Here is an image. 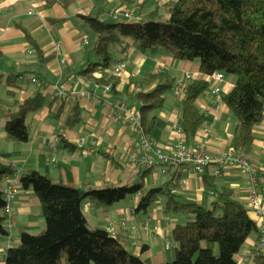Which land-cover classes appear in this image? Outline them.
<instances>
[{
	"label": "crops",
	"instance_id": "0c3cea01",
	"mask_svg": "<svg viewBox=\"0 0 264 264\" xmlns=\"http://www.w3.org/2000/svg\"><path fill=\"white\" fill-rule=\"evenodd\" d=\"M166 1L133 0L131 5L125 6L120 5L119 0H52L49 5L45 0H0V163L12 165L18 175L36 169L54 181L63 180L84 190L142 182L144 192L149 187L164 185L176 173L177 194L186 201L209 205L218 192L230 190L243 202L260 231L264 229V221L257 214L258 209L250 206V173L218 160L211 161L204 173H195L184 165H168V172L163 173L165 165L154 151L158 148L167 155L186 140L185 133L179 129L185 94L177 99L176 89L185 75L190 74L189 80L206 79L208 86L221 88L219 98L202 94L196 100L206 121L198 129L195 143L215 159L227 150L239 153L233 145L238 121L222 98L234 87L232 76L224 74L223 80H215V72L206 76L200 71L199 60H179L165 49L154 54L140 52L130 37L110 46L114 61L106 67L97 65L92 73L95 79L83 74L96 62L92 54L96 36L84 15L117 20L109 16V9H126L142 18L153 10L155 2L164 7L170 2L164 3ZM121 59L127 60L126 69L114 75L113 65ZM164 71L171 75L173 84L165 94L162 107L153 113L155 125L150 137L154 146L146 149L137 144L138 128L116 117L114 100H124L138 116L142 100L136 98V87L129 86L130 80ZM112 76H116V90L120 93L116 98L112 88L107 91L108 84L98 80ZM34 78L37 80L33 81ZM189 80H185V84ZM59 83L66 85L67 99L53 96L54 87ZM40 87L43 88V104L26 117L29 139L26 142L7 139L4 114ZM75 105L80 108V121L69 127L67 118ZM57 135L72 144L81 140L94 151L84 156L80 149L52 150L50 139ZM253 135L252 152L247 158L254 167L260 194L259 210L264 214V116L262 122L254 126ZM132 158L136 159L135 164ZM149 160L154 161L152 166L147 164ZM64 166L70 170V181L60 177ZM204 175L213 181V189L205 184ZM6 182L7 178H3L1 187ZM17 186L14 225L9 235L0 234V264H6V251L18 244L22 229L38 233L45 226L37 195L31 188H23L19 181ZM136 193L110 205H97L84 198L82 208L88 226L111 228L113 234L128 240L126 246L130 251L151 263L173 260L177 248L173 229L185 224L192 214L187 209L174 208L173 203L162 196L156 198L148 210H140L137 207L140 197ZM259 235L256 231L248 236L235 254L237 264H259L254 259L255 252L264 254L257 247Z\"/></svg>",
	"mask_w": 264,
	"mask_h": 264
},
{
	"label": "trees",
	"instance_id": "16d2710c",
	"mask_svg": "<svg viewBox=\"0 0 264 264\" xmlns=\"http://www.w3.org/2000/svg\"><path fill=\"white\" fill-rule=\"evenodd\" d=\"M45 1L49 5L52 0ZM132 3L133 0H119L120 5ZM162 8L165 14L160 12L156 2L153 10L137 21L121 18L109 22L95 15H84L96 36L92 49L96 62L83 71L84 76L95 79L92 73L97 65L106 67L114 61L110 46L121 44L126 37L135 41L140 52L154 54L165 49L179 60H199L200 71L206 76L217 71L232 76L234 87L222 98L238 121L233 145L247 158L252 152L253 128L262 122L264 116V0H170ZM98 80L112 88L114 97L119 96L116 76ZM131 84L136 87V98L142 100L138 116L135 114L139 126L144 135L150 136L155 125L153 113L162 107L173 78L165 71L148 73L131 79L129 86ZM208 85L206 79H191L185 84L179 129L185 133L184 142L193 148L202 147L194 139L206 116L196 100ZM42 89L40 87L32 96L16 102L15 108L4 114L7 139L18 142L29 139L26 117L43 104ZM116 99L119 100H114L115 104L125 102ZM79 121L80 108L75 105L66 123L71 127ZM56 137V147L52 148L50 144L52 150L80 149L79 141L72 144L61 139L60 135ZM60 174L61 179L64 176L70 181L67 166L60 170ZM7 175L18 174L12 165L0 163L2 235H9L14 225L12 222L10 226V219L4 211L1 182ZM177 175L172 174L164 185L149 187L142 193L137 206L146 211L154 205L156 198L162 196L172 202L174 208L187 209L192 214L185 224L173 229V239L177 243L174 259L157 264H237L235 254L245 240L251 233L260 232L248 209L234 192L227 189L218 192L209 205L186 201L177 192H171L176 188ZM18 176L20 185L31 188L39 198L45 226L38 233L22 229L18 244L6 251V264H154L130 251L126 238L121 239L108 229L89 227L82 208L84 198L97 205L113 204L142 190V182L84 190L63 180L54 181L36 169ZM204 182L208 188H214L207 175H204ZM11 218L13 220V214ZM254 256L259 264H264L263 253L255 252Z\"/></svg>",
	"mask_w": 264,
	"mask_h": 264
},
{
	"label": "built area",
	"instance_id": "2783aa9c",
	"mask_svg": "<svg viewBox=\"0 0 264 264\" xmlns=\"http://www.w3.org/2000/svg\"><path fill=\"white\" fill-rule=\"evenodd\" d=\"M108 14L113 19H119V18H125V19H134L139 20L141 19V16L139 14L131 13L130 11L126 9H109ZM127 66V60L121 59L117 61L113 65V74L117 75L120 74L122 71L126 69ZM215 80H223L224 74L222 72H215L214 73ZM191 78L190 74L185 75L184 81H182L179 85V87L176 89V96L177 99H181V96L185 94V80H189ZM37 79H33V81H36ZM105 89L107 91L110 90V86H106ZM203 95L209 96V97H217L219 98L221 96V88L218 85L214 86H208L206 89L202 92ZM53 96L56 98H66L67 97V88L64 83H59L55 85L53 90ZM116 117L124 122H129L135 126L138 127L139 130V140L137 141L138 145H142L146 149H152L153 148V141L152 138L148 135H144L142 133V130L139 126V120L137 116L135 115L134 111L125 103L121 102L119 104H116V110H115ZM207 131V130H206ZM58 141V138L56 136L51 138L50 144L52 148L56 147V143ZM78 147L81 149L82 153L87 155L91 154L92 149L85 148L82 141L78 142ZM154 151L159 155L160 161L165 167L162 169L163 173H166V167L169 166H176V165H184L188 167L189 169H192L195 173H203L204 169L209 165V163L213 160H218L219 163H224L225 161L229 162L230 164L234 165L236 168H238L241 171L248 172L251 175L252 185L250 188V206L257 210L258 209V215L260 218L264 221V214L259 210V196L258 193V182L255 176L254 167L251 164V162L246 159L245 157L241 156L239 153L233 151V150H227L223 156L220 158H214L210 153H208L204 148H193L188 146L185 142L181 143L176 149H174L171 153L164 155L161 153V151L157 148L154 149ZM132 163H136V159L132 158L130 159ZM148 165H153L154 162L152 160L147 161ZM15 178L19 179L18 175H12ZM18 182V181H17ZM17 183L16 180H9L6 182L4 187L2 188L4 199H5V206L4 211L8 215V218L10 219V226L13 224V220L11 218L13 214V203L16 198L17 193ZM178 190L177 188H172L171 192L176 193ZM142 191L139 190L136 194L138 197L142 196ZM110 232L112 229H108ZM113 233V232H112ZM168 245V244H167ZM258 249L264 252V229L260 230V235L258 239ZM253 258V255L251 256Z\"/></svg>",
	"mask_w": 264,
	"mask_h": 264
},
{
	"label": "rangeland",
	"instance_id": "374dc122",
	"mask_svg": "<svg viewBox=\"0 0 264 264\" xmlns=\"http://www.w3.org/2000/svg\"><path fill=\"white\" fill-rule=\"evenodd\" d=\"M168 1V0H167ZM167 1L166 2H164V3H167ZM169 2V1H168ZM156 3V2H155ZM158 4V3H157ZM159 5V4H158ZM161 5V4H160ZM159 5V6H160ZM163 6H165V5H163ZM164 9L160 6V12H162V13H164L165 14V12L163 11ZM108 21L109 22H113L114 20H112L111 18H108ZM180 100V99H179ZM5 178H7V181H9V180H16V183H17V181L19 180L18 178H15V177H13V176H11V175H7ZM17 188H18V186H17Z\"/></svg>",
	"mask_w": 264,
	"mask_h": 264
}]
</instances>
